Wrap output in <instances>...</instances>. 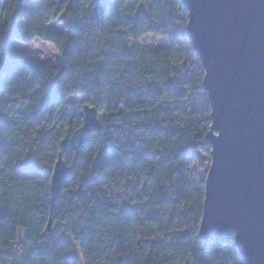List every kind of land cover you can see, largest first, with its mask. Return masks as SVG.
<instances>
[{"label":"trees","instance_id":"trees-1","mask_svg":"<svg viewBox=\"0 0 264 264\" xmlns=\"http://www.w3.org/2000/svg\"><path fill=\"white\" fill-rule=\"evenodd\" d=\"M188 21L181 0H0V264H247L233 235L199 237L213 118ZM146 34L171 44L132 45ZM34 39L57 65L15 46ZM71 97L101 130H82Z\"/></svg>","mask_w":264,"mask_h":264},{"label":"water","instance_id":"water-1","mask_svg":"<svg viewBox=\"0 0 264 264\" xmlns=\"http://www.w3.org/2000/svg\"><path fill=\"white\" fill-rule=\"evenodd\" d=\"M181 1L213 118L199 237L207 245L210 236L224 244L233 235L247 264H264V0ZM83 111L85 133L103 128L96 105ZM58 156L53 203L69 175ZM52 225L50 219L49 233Z\"/></svg>","mask_w":264,"mask_h":264},{"label":"rangeland","instance_id":"rangeland-1","mask_svg":"<svg viewBox=\"0 0 264 264\" xmlns=\"http://www.w3.org/2000/svg\"><path fill=\"white\" fill-rule=\"evenodd\" d=\"M52 26L55 30H58L59 32L66 33L67 31L63 27L61 23L58 22H51ZM171 40L169 38L154 36L152 34H146L143 37H140L137 39L136 42H132V45H137L138 48L141 49H157V48H167L170 46ZM15 46L21 53H26L27 55L36 58L38 61L43 63H48L51 65H57L59 59H60V50L56 45L52 44L49 41H43L40 39H34L31 42H23L20 43L18 41H15ZM71 106L69 107L70 113L78 114L81 117H83L84 111L83 106L86 103L84 101L83 97H71ZM104 113H100V118H103ZM20 234L23 232V230H20ZM32 250V246L30 244H27L24 249H22V255L23 257H26L30 251ZM73 255L82 256L80 254L79 245L75 244L73 246L72 250Z\"/></svg>","mask_w":264,"mask_h":264}]
</instances>
